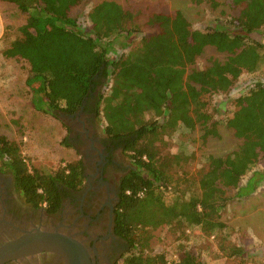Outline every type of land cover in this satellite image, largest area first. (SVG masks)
I'll use <instances>...</instances> for the list:
<instances>
[{
	"label": "trees",
	"instance_id": "trees-1",
	"mask_svg": "<svg viewBox=\"0 0 264 264\" xmlns=\"http://www.w3.org/2000/svg\"><path fill=\"white\" fill-rule=\"evenodd\" d=\"M84 1L0 0L14 4L26 16L19 37L2 55L28 63L25 84L32 94L31 107L56 118L59 113H74L90 92L103 85L97 116L109 138L125 139V151L137 169L122 180L116 224L131 252L121 264H202L191 250H181L172 262L164 254L147 252L152 231L178 222L198 227L211 238L225 227L220 221V210L230 199L225 192L237 189L242 177L264 159V83L235 100L225 126L241 143L225 156L205 157L196 182L198 193L191 188L187 197V191H181L171 203L164 202L162 193L170 190V176L165 161L156 160L152 143L164 131H173L178 122L189 120L191 126L201 123L206 135H216V124L207 125L210 115L204 111L202 96L228 91L242 71L251 73L264 60V0H230L242 5L235 23L203 31L191 29L179 11L151 13L145 21L148 34L131 49L125 41L139 29V12L103 0L91 8L92 27L86 29L70 15ZM206 1L211 8L217 7L214 0ZM207 46L226 54L225 61L189 70ZM117 48L125 51L108 59L107 54L116 53ZM147 113L160 121L146 122ZM0 165L12 172L26 203L35 207L45 203L51 212L59 205L58 185L82 181L79 162L66 163L49 174L30 170L18 145L2 136ZM263 177L253 173L244 193ZM244 193L238 190L237 196ZM238 251L234 247L231 254Z\"/></svg>",
	"mask_w": 264,
	"mask_h": 264
},
{
	"label": "rangeland",
	"instance_id": "rangeland-1",
	"mask_svg": "<svg viewBox=\"0 0 264 264\" xmlns=\"http://www.w3.org/2000/svg\"><path fill=\"white\" fill-rule=\"evenodd\" d=\"M101 1L103 0H86L79 6L73 7L70 15L77 19L81 28L90 29L92 25L88 14L91 8ZM112 1L124 9L139 12L136 23L139 29H134L137 31H133L125 41L128 43V49L133 48L143 34H148L149 29L146 27L145 21L151 13L173 14L175 11H179L189 22L191 29L203 31L220 23L231 27L235 23V16L242 7L241 4L233 5L230 0H214L217 3L215 9L211 8L206 0ZM25 24L26 16L14 4L0 2V136L18 145L21 156L30 170L36 169L44 173H53L66 163H75L78 156L69 145H65L66 129L59 120L43 111L37 112L47 119L50 115L55 128L36 120L37 112L30 105L32 94L25 84L30 74L28 63L22 59H10L2 55L9 44L19 37V29ZM122 51L125 49L117 48L116 53H108L107 57L114 60ZM225 59L226 54L216 51L214 47L207 46L202 54L195 59L189 70H204L213 61L223 62ZM257 83H264V60L253 72L242 71L233 80L228 91L202 96L205 103L204 111L210 115L207 125L216 124L214 129L216 135H206L205 127L201 123L191 126L192 123L189 120L185 123L178 122L173 131L166 130L153 141L152 148L156 151V160L165 161L167 175L170 176L168 186L170 190L168 193H162L165 203H171L172 199L179 197L181 191H187L185 197L190 194L191 188L195 193L199 192L196 182L204 168L206 156H225L237 149L241 140L233 136V132L226 128L225 122L235 110L237 97L247 93ZM102 89L103 85L97 86L92 92L96 105ZM37 117L42 119L39 115ZM144 120L149 123L160 121L151 113H147ZM98 121V128L101 131L103 123L100 117H98ZM36 126H38L37 131ZM36 133L39 136H45L44 139L48 142L42 148L41 161L37 162L36 158L40 155L37 150L41 148V145L36 144ZM59 141L61 144H58ZM63 151L69 156V161L65 163L64 160H57L58 157H64ZM50 159H55L54 163L52 160L49 162ZM253 173L264 175V159L260 160L253 170L242 177L238 188L245 187ZM256 179H259V175L256 176ZM242 192L244 193V190ZM225 193L229 198H232L238 191L228 189ZM252 193L257 195L252 199L262 201L258 206H251L247 210L246 213L249 216L242 226L247 231L250 228L264 226V177L250 191V194ZM224 210L225 208L220 210V221L224 223L225 227L213 237L203 236L198 227H186L176 222L152 231L150 248L147 252L164 254L168 262L176 260L180 251L185 249L193 251L202 264H264V239L252 241L251 244L244 237V232L241 233L238 227H236L237 230H234L235 227H231L229 221L226 220ZM234 247L239 251L232 255L231 250Z\"/></svg>",
	"mask_w": 264,
	"mask_h": 264
},
{
	"label": "flooded vegetation",
	"instance_id": "flooded-vegetation-1",
	"mask_svg": "<svg viewBox=\"0 0 264 264\" xmlns=\"http://www.w3.org/2000/svg\"><path fill=\"white\" fill-rule=\"evenodd\" d=\"M94 99L90 92L74 113L64 114L72 116L66 119L65 138L78 156L82 181L58 185L59 205L53 212L45 203H26L12 172L0 165V246L25 232L42 231L72 240L76 247L70 255L89 264H121L130 254L131 245L116 222L122 180L137 169L125 151V139L109 138L99 130ZM2 264L67 263L57 253L42 251Z\"/></svg>",
	"mask_w": 264,
	"mask_h": 264
},
{
	"label": "water",
	"instance_id": "water-1",
	"mask_svg": "<svg viewBox=\"0 0 264 264\" xmlns=\"http://www.w3.org/2000/svg\"><path fill=\"white\" fill-rule=\"evenodd\" d=\"M71 117L64 114L58 115V118L63 122ZM75 247V243L72 240L57 233L25 232L23 235L0 246V264L7 260L34 255L42 251L59 254L67 264H89L88 260L85 261L81 258L78 260L77 255H70L75 250Z\"/></svg>",
	"mask_w": 264,
	"mask_h": 264
},
{
	"label": "crops",
	"instance_id": "crops-1",
	"mask_svg": "<svg viewBox=\"0 0 264 264\" xmlns=\"http://www.w3.org/2000/svg\"><path fill=\"white\" fill-rule=\"evenodd\" d=\"M38 110H36L37 112ZM40 116L42 117V119L38 118L37 116ZM54 117V116H53ZM56 118V117H54ZM57 120L60 121V123L62 124V126L65 128V122H63L62 120H60L59 118H56ZM36 120L37 121H40L41 123H46L47 125H50L52 126L53 128H55V125H54V121L53 119L51 118L50 115H48V119L45 117V116H42L40 114H38V112L36 113ZM52 120V121H50ZM37 128L38 126H36V131H37ZM38 134L36 133V144H40L41 145V148L38 149L37 151L40 152V155L36 158V162L37 161H41V155H42V148L44 146L47 145V141L44 139L45 136H37ZM58 144H61L60 141L58 142ZM67 145V144H65ZM37 146V145H36ZM63 155L64 157L61 158V157H58L57 160L60 161V160H64L63 162H67L69 161V156L68 154L63 151ZM38 159V160H37ZM52 162L54 163V160L55 159H50L48 160L49 162ZM56 160V161H57ZM43 161V160H42ZM44 162V161H43ZM44 164H47V163H44ZM49 165V164H48ZM52 172V171H51ZM48 174L50 172H47ZM247 184V183H246ZM244 187L240 186V188L236 189L237 191L239 190H243ZM254 194V195H253ZM238 193H236L232 198H230L227 202V205L225 207V214H226V220L229 221L231 227H235L234 230H238L242 233L244 232L245 233V236L247 238L248 241H250V243L252 241H258V240H261V239H264V235H263V232H264V226H261V227H257V228H250L248 231L242 227L244 226L243 224L246 223L247 221V218H248V213L247 210L251 207V206H255L259 204L260 201L262 200H254L252 198L254 197H257V195L255 193H252L250 194V191L246 192V194L244 195H240V196H237ZM238 227V228H236ZM252 244V243H251Z\"/></svg>",
	"mask_w": 264,
	"mask_h": 264
}]
</instances>
